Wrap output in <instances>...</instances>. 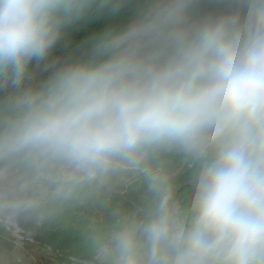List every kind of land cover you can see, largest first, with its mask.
I'll return each instance as SVG.
<instances>
[{"label": "clouds", "instance_id": "obj_1", "mask_svg": "<svg viewBox=\"0 0 264 264\" xmlns=\"http://www.w3.org/2000/svg\"><path fill=\"white\" fill-rule=\"evenodd\" d=\"M73 217L85 264H264V0H0V228Z\"/></svg>", "mask_w": 264, "mask_h": 264}, {"label": "trees", "instance_id": "obj_2", "mask_svg": "<svg viewBox=\"0 0 264 264\" xmlns=\"http://www.w3.org/2000/svg\"><path fill=\"white\" fill-rule=\"evenodd\" d=\"M126 19V16H120L113 20L77 28L70 33L71 42L58 44L53 50V56L62 58L79 56L85 42L96 30L106 24L123 23ZM187 187L188 184L185 183L181 191ZM134 201V195H126L124 202L126 206H131ZM81 221V217H73L67 224L60 225H36L32 222L17 224L23 234L50 250V253L41 254L33 252L29 246L26 247L27 252L34 258L32 264H85L89 257L80 241L79 225Z\"/></svg>", "mask_w": 264, "mask_h": 264}, {"label": "rangeland", "instance_id": "obj_3", "mask_svg": "<svg viewBox=\"0 0 264 264\" xmlns=\"http://www.w3.org/2000/svg\"><path fill=\"white\" fill-rule=\"evenodd\" d=\"M3 228H7V231ZM3 228H0V253L10 255L14 260H19L20 264L33 263L34 258L26 250L28 246L33 252L50 253L48 248L42 247L38 242L23 234L17 224L4 225Z\"/></svg>", "mask_w": 264, "mask_h": 264}]
</instances>
